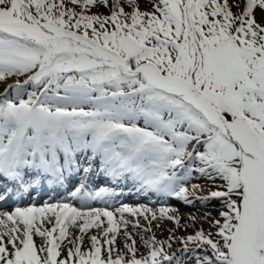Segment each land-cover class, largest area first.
Here are the masks:
<instances>
[{"label": "snow or ice", "instance_id": "6c2138e0", "mask_svg": "<svg viewBox=\"0 0 264 264\" xmlns=\"http://www.w3.org/2000/svg\"><path fill=\"white\" fill-rule=\"evenodd\" d=\"M0 84V264H264V0H0Z\"/></svg>", "mask_w": 264, "mask_h": 264}, {"label": "rangeland", "instance_id": "374dc122", "mask_svg": "<svg viewBox=\"0 0 264 264\" xmlns=\"http://www.w3.org/2000/svg\"><path fill=\"white\" fill-rule=\"evenodd\" d=\"M3 88H4V85H3V84H0V91H3ZM138 199H139V202H141V203H147V202H148V201H147L145 198H143V197H140V198H138ZM154 199H155V197H153V200H154ZM136 200H137V198H136V197H133V198H131L128 202H135ZM212 203H213V204H216V203H218V202L213 201ZM93 205L96 206V207H103V206H104V205H103L102 203H100V202H93ZM181 210H182L183 212H187V211H189V209H185V208H182ZM203 210H204V209H201V211H203ZM165 226H166V227H171L170 224H166ZM204 227L207 228V225L205 224ZM191 231H192V229L189 228V232H191ZM166 235H167L166 232H163V231L157 232V236H158L159 238H161V239H163ZM37 242L39 243V238H37ZM143 251H145V249H144L143 247H141V252H143Z\"/></svg>", "mask_w": 264, "mask_h": 264}]
</instances>
